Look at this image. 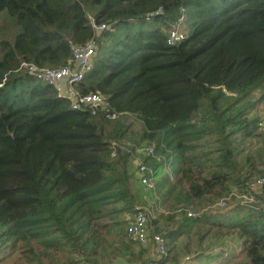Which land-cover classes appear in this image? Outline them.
<instances>
[{"label": "trees", "instance_id": "obj_1", "mask_svg": "<svg viewBox=\"0 0 264 264\" xmlns=\"http://www.w3.org/2000/svg\"><path fill=\"white\" fill-rule=\"evenodd\" d=\"M91 19L109 29L97 34ZM171 29L185 38L169 44ZM93 37L94 68L75 88L103 94L116 119L72 108L59 84L20 66H63L71 43ZM262 101L264 0H0V264L19 251L31 264L132 255L126 227L146 192L153 224L164 211L176 220L173 241L191 225L201 240L237 233L244 252L232 264H264L262 211L185 212L264 176ZM145 145L154 192L131 160Z\"/></svg>", "mask_w": 264, "mask_h": 264}, {"label": "built area", "instance_id": "obj_2", "mask_svg": "<svg viewBox=\"0 0 264 264\" xmlns=\"http://www.w3.org/2000/svg\"><path fill=\"white\" fill-rule=\"evenodd\" d=\"M162 12L159 8L156 13ZM91 24L97 34H100L105 29H109L106 23H97L91 19ZM185 38V33L178 29H171L167 32V42L174 44L182 41ZM71 57L68 62L60 67L39 66L35 63L23 61L21 68L32 74L36 79L48 83L57 84L61 80H66L72 87L65 93L60 95L71 100V106L74 109H83L96 112L103 111L110 119L119 117V113L110 109L107 98L99 92L81 93L75 88V85L82 82L87 74L94 68L97 40L95 37L87 41L85 44L71 43ZM259 129L264 128V114L259 117L257 122ZM112 156H118V147H123L119 141H113ZM137 151L143 156H154L155 149L151 145L137 148ZM132 152V151H131ZM136 175L141 185L147 191L154 192L156 189L155 172L151 166L140 159L137 163ZM264 176H259L248 182L247 187L243 191L234 190L230 194L220 198L210 206L203 209H186V213L191 218H200L206 211L210 210H228L233 205L241 204L245 207L254 208L264 213ZM235 200V203H231ZM152 213V214H151ZM156 218L155 212L151 206H137V211L126 227V234L129 238L135 241L138 245H147L149 241L155 244V250L159 259H166L170 252L167 246V238L161 231L154 232L152 220ZM189 259V258H188ZM79 264H91L87 260H82Z\"/></svg>", "mask_w": 264, "mask_h": 264}, {"label": "crops", "instance_id": "obj_3", "mask_svg": "<svg viewBox=\"0 0 264 264\" xmlns=\"http://www.w3.org/2000/svg\"><path fill=\"white\" fill-rule=\"evenodd\" d=\"M59 86L63 88L65 93L72 87L66 80L59 81ZM145 198L149 199L147 196ZM164 223L159 222L156 225L152 223V229L154 232L161 231L165 234L170 252L168 258H158L155 244L151 240L147 245L136 246L132 255L127 253L107 264H232L241 259L243 255L244 239L237 233L216 237L213 232H210L201 240L197 235V228L194 226L186 227L183 235L173 241V237L169 238L168 234L170 233L169 230L177 226V222L173 220L164 221ZM203 247H205V252H203Z\"/></svg>", "mask_w": 264, "mask_h": 264}, {"label": "rangeland", "instance_id": "obj_4", "mask_svg": "<svg viewBox=\"0 0 264 264\" xmlns=\"http://www.w3.org/2000/svg\"><path fill=\"white\" fill-rule=\"evenodd\" d=\"M59 84V82L56 84V85H58ZM58 89L61 91V92H64V90H63V88L62 87H60V86H58ZM255 112H256V114L260 117V116H262L263 114H264V101H262L261 103H259L258 105H257V107L255 108ZM138 126H139V124H138ZM145 146H147V145H145ZM143 155L142 154H140L138 151H136V152H134V153H132V155H131V160H132V164H133V166L135 167V171H136V169H137V163H138V161L140 160V159H142L141 157H142ZM261 177V176H260ZM264 190V189H263ZM145 196H148V200L147 199H145V202H142V204L140 205V206H158V203H157V197H156V194H153V195H151V194H149V193H145L144 194ZM236 201L235 200H231V203H235ZM184 210H185V208H184ZM218 212V211H217ZM152 214V213H151ZM159 214H164L163 216H161V218H160V220H159V222H161V224H165L164 223V221H167V222H170L171 220H168L167 219V213H166V211L164 212V213H159ZM217 214H219V212L217 213ZM152 222H153V220H152ZM158 222V223H159ZM187 222H191V220H189V221H187ZM195 225H191V226H189V228H191V227H194ZM198 235V234H197ZM134 247L135 246H137L138 244H135V243H133L132 244ZM200 249V248H199ZM203 252H205V247H203ZM20 255H21V253H20V251L18 252V254L17 253H15V254H11L9 257H7L6 259H4L2 262H1V264H31V263H29V261H27V259H23L22 260V258L20 259ZM47 261V260H46ZM107 263H110V262H107ZM34 264H36V262L34 263Z\"/></svg>", "mask_w": 264, "mask_h": 264}]
</instances>
